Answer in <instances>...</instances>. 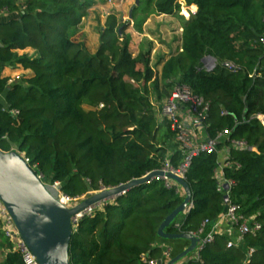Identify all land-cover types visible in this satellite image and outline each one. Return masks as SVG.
Here are the masks:
<instances>
[{
    "label": "trees",
    "instance_id": "16d2710c",
    "mask_svg": "<svg viewBox=\"0 0 264 264\" xmlns=\"http://www.w3.org/2000/svg\"><path fill=\"white\" fill-rule=\"evenodd\" d=\"M89 6L88 0H0V97L6 94L0 149L21 153L45 184L60 183L77 200L143 178L168 160L177 169L187 152L172 123L159 122L147 84L153 81L156 90L162 81L172 89L186 85L208 105L207 137L230 134L219 140L218 152L193 157L185 179L194 207L166 231L209 234L228 207L220 190L227 179L233 182L229 202L262 230L233 249L226 247L228 235L218 232L185 264H264V0H140L134 20L141 12L168 15L182 27L179 47L159 78L152 48L130 52V22L109 16L96 53L72 39ZM28 47L38 57L15 53ZM206 57L217 60L214 70L203 68ZM17 64L34 75L11 85L2 71ZM180 189L155 179L84 215L74 225L71 264H147L144 256L166 264L158 232L183 202ZM4 249L9 252L0 264H24L0 231Z\"/></svg>",
    "mask_w": 264,
    "mask_h": 264
},
{
    "label": "water",
    "instance_id": "95a60500",
    "mask_svg": "<svg viewBox=\"0 0 264 264\" xmlns=\"http://www.w3.org/2000/svg\"><path fill=\"white\" fill-rule=\"evenodd\" d=\"M139 5L140 0H136L130 10V19ZM158 178L173 182L182 189L185 196L183 202L165 219L158 232L162 239L189 242L185 250L166 261V264H178L184 259L189 260L188 257L195 252L200 242L192 233L166 231L175 220L181 215H187L194 207L193 192L184 177L163 169L154 170L143 178L101 190L86 196L74 206H67L48 189L42 177L21 153L0 149V199L12 217L20 238L39 264H71L70 243L78 217L82 218L87 210L115 200ZM229 188L225 185L226 190ZM58 189L61 190V186ZM225 200L229 202L227 195Z\"/></svg>",
    "mask_w": 264,
    "mask_h": 264
},
{
    "label": "built area",
    "instance_id": "2783aa9c",
    "mask_svg": "<svg viewBox=\"0 0 264 264\" xmlns=\"http://www.w3.org/2000/svg\"><path fill=\"white\" fill-rule=\"evenodd\" d=\"M264 42V38L262 39ZM203 68L206 71H212L217 66V61L213 59V57H208L204 60ZM232 67V66H231ZM13 81H10L9 84H12ZM13 114L18 115V111L13 110ZM208 113V105L204 103V100L193 94L191 89L186 85L177 84L171 95L167 98L161 110V117L169 120L172 123V128L176 132V140L180 144V148L184 149L187 152V156L185 157L184 163L178 167L177 169L172 166L170 160H168L163 168L165 171H170L176 173L185 178V174L190 166V163L193 157L199 155L200 153H216L218 152V144L219 140H224L230 132L225 131L223 134L217 139H210L207 137L206 132L202 134V124L207 117ZM264 120V116L261 117ZM235 146L238 147H246L245 142H234ZM220 160V168L219 173L223 175V159ZM226 159V158H225ZM28 163L29 159L26 158ZM164 179V178H158ZM166 180L169 184H174L173 182ZM233 184L232 181H228L227 179H223L220 182V190L224 192L225 195L229 197V190L225 189V185L231 187ZM176 185V184H175ZM60 183H55L54 188L57 190L59 195H55L62 203L67 206H74L80 200L73 199L70 196L64 194L61 190L58 189ZM230 189V188H229ZM230 201V200H229ZM93 209L91 208L86 211V214L92 213ZM240 206L232 204L228 202V207L226 212L219 218L216 222L212 231L206 236L202 237V230L193 234L200 239L198 243L197 249L195 250L193 258H199L200 251L207 246L208 244L214 242L215 235L218 232H223L228 235L229 239L227 241V249H233L238 246H241L243 243V237L249 233H256L262 230V224L259 223L255 217H246L240 215L239 213ZM81 217H78L77 221ZM0 220L2 222V231L5 236L11 241L14 242L16 250H18L22 254V258L24 264H39L34 254L28 249L24 241L20 238L18 230L4 206L3 202L0 199ZM228 225L226 230L222 231L223 225ZM254 250H250L248 252V256H252ZM166 259L169 258L170 254L166 251L165 255ZM143 261L147 264H160L156 260H149L148 256L143 257Z\"/></svg>",
    "mask_w": 264,
    "mask_h": 264
},
{
    "label": "rangeland",
    "instance_id": "374dc122",
    "mask_svg": "<svg viewBox=\"0 0 264 264\" xmlns=\"http://www.w3.org/2000/svg\"><path fill=\"white\" fill-rule=\"evenodd\" d=\"M88 1L90 4V8L87 9L88 15H85L84 20L82 19L83 21L79 24L78 30L73 32L72 39L77 42L81 41L82 43L85 41L86 46L90 45L92 47L91 49L96 51L99 49L101 42V28H105V24L109 16L114 15L119 20V22H130V25H127L126 29V34L130 35L131 37V42L129 45L130 52H134L137 55L138 48L141 44H143L146 49L154 48L151 66L154 70L155 77L159 78L163 66V59H167V57L171 54L173 51V46L175 48L179 46L177 41L179 38H181L182 27L178 19L168 15H149L147 17L144 12L138 13L139 15L137 19H130V10L136 4V0ZM139 8L140 5L137 7V9ZM142 20L144 22L140 23L141 27L138 29L137 24H139V22ZM152 39L153 41H150ZM169 46H171V48ZM154 84L155 83L153 81L149 82L147 84V88L149 90L150 101L157 113L158 120H160L162 106L164 105L167 98L171 95L170 93L173 92V89L172 87L165 85L166 83L162 81L160 83L159 90L158 88L156 90ZM160 95H163L162 99H159ZM46 185L54 195H59L57 190L54 188V184L47 182ZM180 191L182 190L180 189ZM104 203H101L97 207L102 206ZM6 239L11 240L9 238ZM194 253L191 254L188 259H192ZM186 262H188V260L184 259L180 263L185 264Z\"/></svg>",
    "mask_w": 264,
    "mask_h": 264
},
{
    "label": "crops",
    "instance_id": "0c3cea01",
    "mask_svg": "<svg viewBox=\"0 0 264 264\" xmlns=\"http://www.w3.org/2000/svg\"><path fill=\"white\" fill-rule=\"evenodd\" d=\"M89 8H90V6H89ZM88 11V10H87ZM87 11H86V16L88 15L87 14ZM85 17V16H84ZM84 17H83V20H84ZM7 18V17H6ZM2 20H5V19H2ZM82 20V21H83ZM0 21H1V16H0ZM102 30L104 29V28H101ZM182 29V28H181ZM149 39V38H148ZM145 41H148V40H145ZM150 41H153V39L152 40H150ZM81 42V41H80ZM84 43H86L85 41H83ZM179 43V42H178ZM100 46V45H99ZM142 46H143V44H141L140 46H139V48H138V53H139V51H140V49L142 48ZM170 48H171V46H169ZM179 47V46H178ZM178 47L177 48H175L174 46L172 47V50L173 51H175V50H177L178 49ZM87 48L91 51V53H96L97 52V50L96 51H94L93 49H91L92 47L90 46V45H88L87 46ZM153 50H154V48H152V56H153ZM15 53H17L19 56H22V55H27V56H29L30 58H36V57H38V52L35 50V49H33V48H30V47H28V48H26V49H19V50H16L15 51ZM137 53V54H138ZM132 55L133 56H136V54L133 52L132 53ZM170 56V55H169ZM168 56V57H169ZM168 57H167V59H168ZM206 58H208V57H206ZM206 58H204L203 59V62H204V60L206 59ZM165 60H166V58L165 59H163V61H162V64H164V62H165ZM216 60V59H215ZM217 61V60H216ZM203 65H204V63H203ZM33 75H34V73L30 70V69H25L22 65H20V64H17L15 67H11V66H5L4 67V69H3V71H2V76L3 77H5V78H8L9 79V82L10 81H13V83L12 84H14V83H18V82H21V80L23 79V78H31V77H33ZM11 84V85H12ZM0 100L2 101V102H4V103H6V94H4L3 96H1L0 97ZM159 122H163V118L161 117V119L159 120ZM202 134H204L205 133V130H202V132H201ZM228 228V225L226 224V225H223L222 226V231L223 230H226ZM0 231H1V233L3 234V236L5 237V238H7L6 236H5V234L3 233V231H2V222H1V220H0ZM158 244L160 245V246H162L167 252H169V254H170V256H169V258L168 259H172V258H174L175 256H177L180 252H182L183 250H185L188 246H189V242L188 241H186V240H159V242H158ZM9 251L8 250H5L4 249V251H0V263L1 262H3L4 261V259H5V256H6V254L8 253ZM193 257H194V255H193ZM192 257V258H193ZM178 264H181V263H178Z\"/></svg>",
    "mask_w": 264,
    "mask_h": 264
}]
</instances>
